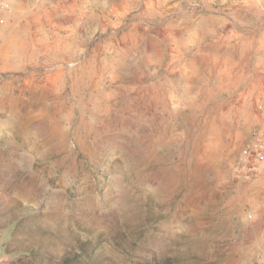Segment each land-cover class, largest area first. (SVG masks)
I'll return each mask as SVG.
<instances>
[{
    "label": "rangeland",
    "instance_id": "rangeland-1",
    "mask_svg": "<svg viewBox=\"0 0 264 264\" xmlns=\"http://www.w3.org/2000/svg\"><path fill=\"white\" fill-rule=\"evenodd\" d=\"M150 1L9 0L0 264H264V164L254 180L234 173L264 135V66L175 63L173 86L148 84L158 65L140 51L169 47Z\"/></svg>",
    "mask_w": 264,
    "mask_h": 264
},
{
    "label": "crops",
    "instance_id": "crops-1",
    "mask_svg": "<svg viewBox=\"0 0 264 264\" xmlns=\"http://www.w3.org/2000/svg\"><path fill=\"white\" fill-rule=\"evenodd\" d=\"M174 1L146 2L147 7L156 8L158 16L153 33L169 46L162 49L158 44L154 50L149 45L140 51L141 55L148 56L146 60L158 65L152 66V72L151 68L146 67L144 72L147 73L148 70L151 73L148 84L157 85L159 82L163 84L165 81L167 85L173 86L171 72L175 69V63H179V68H185L186 65L183 64L185 62L196 63L205 60L210 64L207 67L210 72L220 67L232 72L254 70L264 66V0H228L227 4H225L227 0H219V4L229 7L227 16L179 8L175 18H164L160 14L161 7ZM203 1L209 10L210 0ZM111 17L114 15L110 13L108 15L110 21ZM158 27H162V33H158ZM215 62L225 65L215 66ZM143 84L145 82L140 81L138 85Z\"/></svg>",
    "mask_w": 264,
    "mask_h": 264
},
{
    "label": "built area",
    "instance_id": "built-area-1",
    "mask_svg": "<svg viewBox=\"0 0 264 264\" xmlns=\"http://www.w3.org/2000/svg\"><path fill=\"white\" fill-rule=\"evenodd\" d=\"M12 12L9 0H0V37L7 24L8 16ZM258 107L264 116V89L258 102ZM264 164V135L254 131L249 143L243 147L240 158L234 166V173L238 178L254 180Z\"/></svg>",
    "mask_w": 264,
    "mask_h": 264
}]
</instances>
